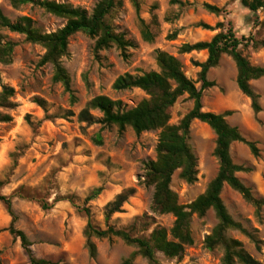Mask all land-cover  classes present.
<instances>
[{"label":"rangeland","instance_id":"obj_1","mask_svg":"<svg viewBox=\"0 0 264 264\" xmlns=\"http://www.w3.org/2000/svg\"><path fill=\"white\" fill-rule=\"evenodd\" d=\"M52 1L91 12L100 0ZM117 1L120 5L107 20L133 47L128 48V58L124 59L115 46L95 52V39L84 33L72 36L63 64L72 79L77 100L74 105L62 85L53 83L52 66L40 65L45 50L25 42L23 36L0 29V34L18 43L13 63L0 64V79L15 89L19 105L11 111L12 122L0 123V182L4 184L0 195L12 199L16 216L14 228L28 237L35 257L51 264H122L135 251L116 237L94 238L98 255L91 258L84 235L89 220L83 211L85 208L90 210L95 226L125 229L134 237H148L155 228L170 229L174 223L171 214L158 215L151 211L153 189L143 184L144 163L156 158L159 131L136 135L131 128L120 132L116 126L80 123L78 117L85 105L100 95L121 101L126 109L147 99L139 89L115 91L113 83L126 73L142 75L157 71L158 50L176 57L185 75L196 82L199 68L193 62H204L207 52L183 54L180 47L210 40L216 34L197 27L199 23L215 26L218 22H233L238 36L264 42V9L253 13L241 0H179L191 4L186 7L172 4L171 0H136L138 10L133 0ZM205 3L223 8L225 13L211 14L204 10ZM0 9L13 21L21 16L31 17L36 26L47 33L65 25L64 19L39 7L26 6L17 11L11 7L10 0H0ZM153 15L157 16L158 25L152 24ZM139 19L150 25L154 35L152 42L143 40ZM175 33L177 36L173 38ZM243 54L252 65L264 67V47L257 51L244 48ZM236 78L235 63L223 56L208 74L215 86L204 92L203 110L218 114L230 111L227 122L238 128L246 142L256 145L257 157L244 143L232 144L230 152L236 164L247 168L238 174L240 180L256 198L264 199V78L252 82L253 89L260 95L261 111L257 114L250 100L238 89ZM193 106V100L187 95L180 97L170 109V124H179ZM93 114L97 119L101 117L97 111ZM98 134L103 140L101 146L93 141ZM188 142L197 157V181L187 184L176 171L171 182L172 190L183 205L202 195L219 169L214 157L216 136L206 124L193 121ZM14 153L15 158H12ZM98 187L103 188L102 193L86 201ZM128 190L133 193L122 212L106 221L107 204ZM221 196L233 219L261 240V250L238 231L230 230L228 237L239 240L250 255L264 264V208L258 219L253 206L228 186ZM57 199L60 201L56 202ZM43 204L51 208L44 209ZM12 220L0 201V264H30L20 240L8 231ZM216 223L213 211L202 218L194 215L191 222L194 244L186 247L180 258L167 259L160 254V264H222V252L208 250L204 245ZM134 264L148 262L137 257Z\"/></svg>","mask_w":264,"mask_h":264},{"label":"trees","instance_id":"obj_2","mask_svg":"<svg viewBox=\"0 0 264 264\" xmlns=\"http://www.w3.org/2000/svg\"><path fill=\"white\" fill-rule=\"evenodd\" d=\"M133 3L138 10L136 0H133ZM171 3L178 4L180 7L191 5L189 2L184 3L179 0H171ZM241 3L253 13L264 9V0H241ZM10 5L17 11L26 6L39 7L65 20L63 28L47 33L38 28L31 17L21 16L13 21L0 9V29L23 36L25 42L39 45L45 50L40 65L52 66V81L62 85L64 91L70 96L71 105H74L77 100L72 90L71 76L63 64V58L69 53V40L72 36L84 33L95 39V52L115 46L124 59L128 58V48L133 47L132 42L127 40L124 34L115 32L107 20L108 16L120 5L117 0H100L91 12L52 0H10ZM203 8L216 16L225 13L223 8L207 3L203 4ZM139 21L143 40L152 42L154 35L150 25L143 19ZM152 24L158 25L156 15L152 16ZM197 27L216 32V34L210 40L183 44L180 47V53L183 54L207 52L204 62H193V65L199 68L196 82L185 75L183 66L176 57L158 50L156 52L157 71L142 75L126 73L119 76L113 83L115 91L139 89L146 94L147 99L142 100L134 108L126 109L121 101L100 95L92 98L79 114L80 123L88 125L99 123L103 127L116 126L120 132L126 128H131L136 135L159 131L155 149L156 158L144 163L143 184L153 189L151 211L154 214H171L174 217V223L170 229L157 227L148 237H134L125 229H115L111 226L101 229L95 226L90 219V210L85 208L83 211L89 220L84 235L91 258H96L98 255L96 244L93 242L94 238L111 239L114 237L135 248V251L122 264H134L137 257L145 259L148 264H160V254L167 259L180 258L185 248L194 244L191 232L193 216L202 218L208 211H213L217 223L205 238V247L211 251L220 250L222 264H260V261L243 248L239 240L228 237L230 230L238 231L245 235L258 251L261 250V240L233 219L221 196L225 186H228L252 205L256 217L261 219L264 199L256 198L251 189L240 180L238 174L247 171V168L236 164L230 152L234 143L246 144L255 157L259 155V150L253 142H246L238 128L227 122L226 117L231 114L230 111L221 114L204 111L203 96L206 90L215 86V83L208 79L210 70L216 68L222 57L226 55L236 65L238 89L250 100L253 112L259 113L261 111L260 95L253 89L252 82L264 78V67L252 65L243 54V49L251 47L257 51L264 47V42L256 41L251 37L238 36L233 22L227 24L218 22L215 26L199 23ZM176 36L175 33L172 37ZM17 46L18 43L0 34V64L7 66L13 63ZM198 84L200 87L197 86ZM15 94V89L4 84L0 79V123L12 122L11 111L19 106L15 100ZM184 95L193 100V109L182 118L179 124H170V109ZM95 111L101 114L99 119L93 114ZM195 120L206 124L216 136L214 157L219 163V169L206 191L192 203L183 205L179 202L178 195L172 190L171 182L176 171L180 172V179L187 184L197 181V157L188 142L190 128ZM93 141L98 146L103 144L100 134ZM15 155L14 153L11 157L15 158ZM2 186L4 184L0 182V189ZM102 191V187L95 188L86 201L96 199ZM132 193L133 190H128L107 204L106 221H109L114 214L122 212V207ZM63 199L70 200V198ZM0 201L4 203L8 214L13 218L8 231L15 239L20 240L30 264H51L47 260L37 259L28 237L23 231L14 228L16 216L12 199L0 195ZM58 201L60 199L56 200ZM43 208L50 209L51 206L43 204Z\"/></svg>","mask_w":264,"mask_h":264}]
</instances>
